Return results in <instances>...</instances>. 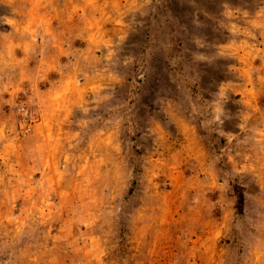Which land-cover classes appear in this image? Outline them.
I'll return each mask as SVG.
<instances>
[{
  "label": "rangeland",
  "instance_id": "rangeland-1",
  "mask_svg": "<svg viewBox=\"0 0 264 264\" xmlns=\"http://www.w3.org/2000/svg\"><path fill=\"white\" fill-rule=\"evenodd\" d=\"M0 264H264V0H0Z\"/></svg>",
  "mask_w": 264,
  "mask_h": 264
},
{
  "label": "built area",
  "instance_id": "built-area-1",
  "mask_svg": "<svg viewBox=\"0 0 264 264\" xmlns=\"http://www.w3.org/2000/svg\"><path fill=\"white\" fill-rule=\"evenodd\" d=\"M19 111H20L21 113H25V112H27V106L24 105V104H22V105L19 107ZM25 124H26L25 131H29V130H30V127H31L30 122H28V121L26 120Z\"/></svg>",
  "mask_w": 264,
  "mask_h": 264
}]
</instances>
